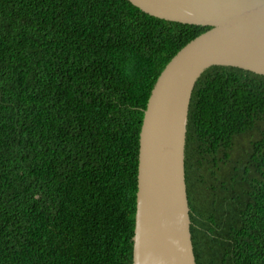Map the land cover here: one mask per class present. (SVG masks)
<instances>
[{
    "label": "trees",
    "instance_id": "trees-1",
    "mask_svg": "<svg viewBox=\"0 0 264 264\" xmlns=\"http://www.w3.org/2000/svg\"><path fill=\"white\" fill-rule=\"evenodd\" d=\"M208 27L127 0H0V264H132L139 133ZM184 154L196 264H264V76L212 66Z\"/></svg>",
    "mask_w": 264,
    "mask_h": 264
},
{
    "label": "water",
    "instance_id": "water-1",
    "mask_svg": "<svg viewBox=\"0 0 264 264\" xmlns=\"http://www.w3.org/2000/svg\"><path fill=\"white\" fill-rule=\"evenodd\" d=\"M169 22L208 27L167 63L140 127L132 264H196L184 154L194 86L212 67L264 76V0H127Z\"/></svg>",
    "mask_w": 264,
    "mask_h": 264
}]
</instances>
